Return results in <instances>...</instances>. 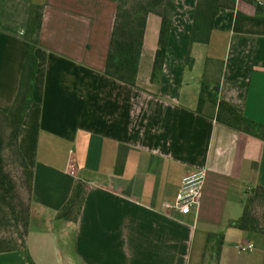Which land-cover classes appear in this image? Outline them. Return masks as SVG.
<instances>
[{
  "label": "crops",
  "instance_id": "crops-1",
  "mask_svg": "<svg viewBox=\"0 0 264 264\" xmlns=\"http://www.w3.org/2000/svg\"><path fill=\"white\" fill-rule=\"evenodd\" d=\"M197 2L176 0L156 80L161 17L149 15L131 86L105 74L117 0H0L4 112L29 51L31 5L44 7L37 105L19 135L34 172L29 230L25 248L1 251L0 264H264V231L233 225L248 195L264 187V34L237 32L235 21L238 11L264 16V0L223 8L210 42L191 44ZM208 59L223 62L219 96L252 131L197 111ZM198 170L207 172L199 204L189 214L168 208L183 177ZM79 183L80 212L67 219L61 212ZM242 244L253 249L240 252Z\"/></svg>",
  "mask_w": 264,
  "mask_h": 264
},
{
  "label": "trees",
  "instance_id": "trees-1",
  "mask_svg": "<svg viewBox=\"0 0 264 264\" xmlns=\"http://www.w3.org/2000/svg\"><path fill=\"white\" fill-rule=\"evenodd\" d=\"M117 3L105 74L125 84L137 86L147 20L150 14H156L161 17V30L152 79H158L166 59L176 0H117ZM236 4L237 0H198L191 44H208L219 12L223 8L235 9ZM258 5L260 13L261 3ZM43 11V5H31L27 27L29 51L21 74L19 90L12 109L9 112L0 109V223L5 224L10 221L8 219H12L14 225L20 227L15 235L0 238V252L24 249L29 230L34 172L20 150L19 135L26 112L37 105L32 97V88L37 69L35 50L40 40ZM235 31L264 34V16H248L238 11ZM187 65L189 68L194 65V58L190 52L187 56ZM222 68V61L207 60L205 73L201 79L197 111L229 127L252 131V125L247 121L242 110L219 96ZM7 160L19 164L23 170L24 176L21 180L23 186L27 188L28 203L17 194V185L7 169ZM11 194H16L19 198L21 206L19 211L13 206L12 199H8ZM83 198L84 189L79 183L73 196L63 208L61 216L75 220L80 212ZM261 203L264 204V187H258L248 195L243 215L233 225L244 230L264 231V213L262 215L258 213ZM5 209L10 210L11 218H7L8 212Z\"/></svg>",
  "mask_w": 264,
  "mask_h": 264
},
{
  "label": "built area",
  "instance_id": "built-area-1",
  "mask_svg": "<svg viewBox=\"0 0 264 264\" xmlns=\"http://www.w3.org/2000/svg\"><path fill=\"white\" fill-rule=\"evenodd\" d=\"M206 178V170H198L186 174L183 177L181 189L176 201L172 204H167V207L177 209L182 214L191 213L193 208L200 202ZM251 249H253V244H242L239 246L240 252Z\"/></svg>",
  "mask_w": 264,
  "mask_h": 264
},
{
  "label": "rangeland",
  "instance_id": "rangeland-1",
  "mask_svg": "<svg viewBox=\"0 0 264 264\" xmlns=\"http://www.w3.org/2000/svg\"><path fill=\"white\" fill-rule=\"evenodd\" d=\"M7 169L11 172L12 176L15 179L16 185H17V194L21 196V198L24 200L25 203L29 202L27 188L23 186L22 184V177L24 176L22 168L19 166V164H16L12 160H7ZM8 199H12V204L15 206V208L19 211L21 206L19 205V198L16 194H11ZM6 212H8V217L11 218V212L9 209H5ZM10 221L5 222V224L0 223V238L9 237L15 235L16 231L20 229V227H16L14 225V220L8 219ZM18 228V229H17Z\"/></svg>",
  "mask_w": 264,
  "mask_h": 264
}]
</instances>
